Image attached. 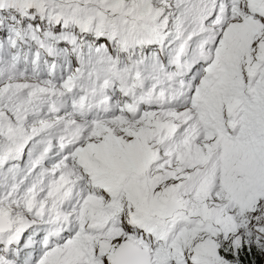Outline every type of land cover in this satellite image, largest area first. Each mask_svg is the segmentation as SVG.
Returning <instances> with one entry per match:
<instances>
[{
    "label": "snow or ice",
    "instance_id": "6c2138e0",
    "mask_svg": "<svg viewBox=\"0 0 264 264\" xmlns=\"http://www.w3.org/2000/svg\"><path fill=\"white\" fill-rule=\"evenodd\" d=\"M0 264H264V0H0Z\"/></svg>",
    "mask_w": 264,
    "mask_h": 264
}]
</instances>
